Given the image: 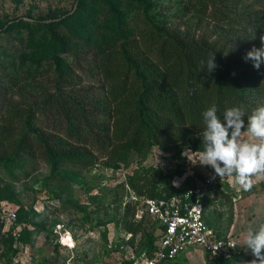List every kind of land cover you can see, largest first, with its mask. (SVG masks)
I'll list each match as a JSON object with an SVG mask.
<instances>
[{
	"label": "trees",
	"instance_id": "trees-1",
	"mask_svg": "<svg viewBox=\"0 0 264 264\" xmlns=\"http://www.w3.org/2000/svg\"><path fill=\"white\" fill-rule=\"evenodd\" d=\"M75 1L60 17L0 20V174L10 180L38 162L54 175L67 166L87 169L100 158L106 166L131 153L143 159L154 147L200 153L204 110L215 104L222 118L238 106L246 126L247 115L264 104V63L257 70L243 59L264 46V0ZM172 18L185 30L168 27ZM190 18L196 27L203 18L212 26L194 34ZM214 53L218 67L199 71V62ZM83 62L96 89L78 72ZM199 167L178 183H160L165 172L150 165L128 183L140 196L169 197L194 185L193 177L203 179L207 170ZM219 187H207L203 209ZM0 200L18 204L14 222L23 227L16 239L33 243L41 213L21 205L7 187L0 186ZM134 213L126 202L122 217L130 220L123 223L140 235L137 254L149 252L157 224L147 233ZM14 222L0 234L2 251L15 252ZM242 257L249 255L222 256L228 262Z\"/></svg>",
	"mask_w": 264,
	"mask_h": 264
},
{
	"label": "rangeland",
	"instance_id": "rangeland-1",
	"mask_svg": "<svg viewBox=\"0 0 264 264\" xmlns=\"http://www.w3.org/2000/svg\"><path fill=\"white\" fill-rule=\"evenodd\" d=\"M153 1L158 6L168 3V0ZM75 2L0 0V20L16 17L26 20L56 18L68 11ZM172 20L166 22L168 27L185 30V23L176 18ZM193 20L191 31L194 34L210 30L212 26L207 18L202 19L201 27H196V21ZM78 72L87 81L86 84L89 83L96 89L95 77L87 71L84 62L79 64ZM241 139L253 140L247 128L242 131ZM175 153L154 147L143 159L136 153H131L125 162L120 160L106 166L101 163L100 158L87 169L67 166L54 175L45 162H38L37 165L25 167L15 181L10 180L8 174L3 172L0 174V186L10 189L25 208L32 206L36 212H40L42 219L37 225L40 231L33 243H22L15 238L12 241V248L15 249L13 253L6 249L2 251L4 246L0 242V264H127L126 258L138 255L140 235H131L123 223L125 219L130 220L129 216L122 217L124 204H134V220H139L147 233L153 225L150 217L139 212L141 196L131 188L128 178L144 175V169L150 165H158L165 172L158 182H168L170 179L171 182L178 183L193 167L200 168L199 162H195L198 158L190 151L181 149ZM205 168L200 171L202 175L205 174ZM178 170L183 172L181 177L178 176ZM253 179V187L244 191L234 182V177H226L216 192L207 195L203 216L221 237L231 235L243 244L248 224L255 227L264 223V178ZM17 208L16 202L0 200V213L2 210L12 211L15 220ZM136 214L141 216L136 217ZM8 226L7 222L0 219V234ZM22 227L21 222L13 224V228L17 230ZM64 237L68 239L62 240ZM254 258L242 257L228 262L222 257H211L205 251L188 248L167 264H246Z\"/></svg>",
	"mask_w": 264,
	"mask_h": 264
},
{
	"label": "clouds",
	"instance_id": "clouds-1",
	"mask_svg": "<svg viewBox=\"0 0 264 264\" xmlns=\"http://www.w3.org/2000/svg\"><path fill=\"white\" fill-rule=\"evenodd\" d=\"M260 39L264 45V35ZM243 59L250 60L253 67L259 70L264 63V46L253 47ZM217 67L215 53L210 54L206 61L199 62V71L206 70L209 74ZM217 113L215 104L202 112L205 125L200 133L203 150L195 162L214 170L210 179L234 177V182L242 190L249 191L255 182L253 177L264 178V104L247 115L246 126L243 119L246 113L238 106L226 108L222 118ZM245 127L252 141L241 139ZM242 246L250 249L255 257L246 264H264V223L255 227L248 224Z\"/></svg>",
	"mask_w": 264,
	"mask_h": 264
},
{
	"label": "built area",
	"instance_id": "built-area-1",
	"mask_svg": "<svg viewBox=\"0 0 264 264\" xmlns=\"http://www.w3.org/2000/svg\"><path fill=\"white\" fill-rule=\"evenodd\" d=\"M191 153L196 158L199 157V153ZM206 170L207 173L203 179L198 180L193 177L194 185L182 193L169 197H140L139 212L156 222V238L152 249L130 258V264H167L188 248L201 249L211 257H228L241 253L253 257L251 250L242 246L237 238L231 235L219 237L206 224L202 208L203 194L208 186L220 184L226 178L221 180L216 177L212 180L210 177L214 170L210 166H206ZM189 174L192 175V170ZM135 216L140 217L141 215L136 214ZM0 219L10 224L15 221V214L12 211L2 210ZM11 234L17 238L18 230L13 228Z\"/></svg>",
	"mask_w": 264,
	"mask_h": 264
},
{
	"label": "bare ground",
	"instance_id": "bare-ground-1",
	"mask_svg": "<svg viewBox=\"0 0 264 264\" xmlns=\"http://www.w3.org/2000/svg\"><path fill=\"white\" fill-rule=\"evenodd\" d=\"M66 238V239H65ZM68 238L67 237H64V238H62V240H64V241H66Z\"/></svg>",
	"mask_w": 264,
	"mask_h": 264
},
{
	"label": "crops",
	"instance_id": "crops-1",
	"mask_svg": "<svg viewBox=\"0 0 264 264\" xmlns=\"http://www.w3.org/2000/svg\"><path fill=\"white\" fill-rule=\"evenodd\" d=\"M241 223H243V222H241ZM200 251H203V250H201V249H199ZM207 253V252H206Z\"/></svg>",
	"mask_w": 264,
	"mask_h": 264
}]
</instances>
